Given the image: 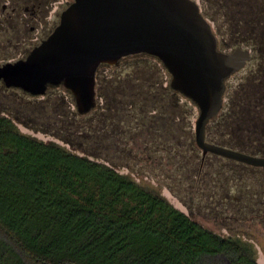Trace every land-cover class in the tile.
Listing matches in <instances>:
<instances>
[{
  "label": "rangeland",
  "instance_id": "374dc122",
  "mask_svg": "<svg viewBox=\"0 0 264 264\" xmlns=\"http://www.w3.org/2000/svg\"><path fill=\"white\" fill-rule=\"evenodd\" d=\"M196 1L212 23L220 49L253 46L246 66L227 78L219 117L209 123L224 132L235 124L236 115L245 113L248 130L239 128L224 136L232 141L246 136L249 149L264 148V107L258 109L256 102L260 99L264 105V48L255 38L264 36V0ZM65 6L59 3L50 10L49 26ZM29 25L22 28L26 32L22 48L0 49V62L19 58L21 50L36 43L34 35L46 33L40 28L29 34ZM96 78L100 107L79 116L71 115L78 110L75 95L62 85L31 94L0 82V116L11 117L25 134L111 164L204 226L252 244L264 264V167L239 166L236 159L208 152L200 172L204 156L196 142L200 108L171 86L172 74L157 56L138 53L116 64H101ZM130 111L135 115L129 117ZM256 125L262 128L251 133L250 127Z\"/></svg>",
  "mask_w": 264,
  "mask_h": 264
},
{
  "label": "trees",
  "instance_id": "16d2710c",
  "mask_svg": "<svg viewBox=\"0 0 264 264\" xmlns=\"http://www.w3.org/2000/svg\"><path fill=\"white\" fill-rule=\"evenodd\" d=\"M255 38L263 50L264 36ZM247 122L245 113L236 115L225 133L210 122L207 139L256 153L246 136L228 138ZM207 156L199 161L200 172ZM0 264L261 263L252 244L204 226L111 164L25 134L1 115Z\"/></svg>",
  "mask_w": 264,
  "mask_h": 264
},
{
  "label": "water",
  "instance_id": "95a60500",
  "mask_svg": "<svg viewBox=\"0 0 264 264\" xmlns=\"http://www.w3.org/2000/svg\"><path fill=\"white\" fill-rule=\"evenodd\" d=\"M138 53L160 58L172 74L171 86L198 104L196 142L204 155L264 166V156L207 139L208 123L223 106L225 79L244 68L252 54L241 46L220 49L196 0H73L26 58L0 65V81L33 94L62 83L75 95L78 111L86 113L97 103L100 65Z\"/></svg>",
  "mask_w": 264,
  "mask_h": 264
},
{
  "label": "flooded vegetation",
  "instance_id": "af4514ba",
  "mask_svg": "<svg viewBox=\"0 0 264 264\" xmlns=\"http://www.w3.org/2000/svg\"><path fill=\"white\" fill-rule=\"evenodd\" d=\"M72 1L73 0H0V49L6 48L5 52H8L10 48L11 49L20 48V47L22 48L21 44L25 42L26 40V36H25L26 32H24L22 28L23 27L27 28L28 23H31V26L29 25L30 29H27V30H30L29 34H33L34 32L37 31V29H40V28L41 29L43 28L44 33L46 32L43 35L41 33L42 36L38 34L34 35V37L37 38L36 43L33 44V46H31L30 49H28L29 48L28 47L27 49L24 48L23 50H21L20 53L22 54L19 56V58L14 59V60H6L4 62H0V65L10 62V61L14 62L16 60L26 58L34 47L41 44L43 40H45L54 31V29L57 27V25L61 21V16H62L63 11L72 3ZM59 3H66V6L61 10L60 13L57 12L59 13L58 17L54 19V21H52L53 22L52 26H49L51 25V21H49L47 18L49 17L50 10H52L53 8H56ZM227 78L225 79V82ZM0 82L5 83L4 80H1ZM59 85H62L63 87H65L61 83V84H48V88L50 86H59ZM8 87H15V86H8ZM26 92H29V91H26ZM261 121L263 120L258 119V122L263 123ZM250 128H251L250 129L251 133H253L254 130L260 129L262 128V126L256 125V128H253V127H250ZM256 149L257 150H253V152H256V153H251V154L264 156V148L257 147ZM260 151H263V152H260ZM258 153H261V154H258Z\"/></svg>",
  "mask_w": 264,
  "mask_h": 264
}]
</instances>
